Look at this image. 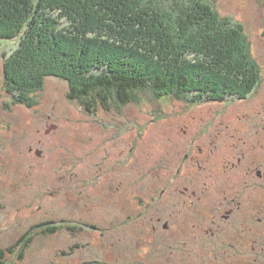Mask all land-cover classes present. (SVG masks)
Segmentation results:
<instances>
[{
	"label": "rangeland",
	"instance_id": "obj_1",
	"mask_svg": "<svg viewBox=\"0 0 264 264\" xmlns=\"http://www.w3.org/2000/svg\"><path fill=\"white\" fill-rule=\"evenodd\" d=\"M204 1L222 17L245 27L261 72L259 89L249 100L195 102L193 98L142 92L128 105L112 102L110 109L97 107L90 113L83 103L70 99L66 81L50 77L32 96L34 102L24 105L10 91L6 76V65L20 41L1 42L0 249L13 247L34 227L47 223L29 234V247L16 249L5 264H264V254L249 250L227 261L220 251L224 250L223 236L208 244L212 246L208 250L217 254L196 258V241L190 243L194 238L188 242L184 237L194 230L195 212L188 207L193 209L192 205L184 198L178 200L172 189L164 200L160 194L164 189L161 177H170L175 186L188 168H194L196 123L221 126L227 113L228 122L248 113L257 116L252 124L264 121V0ZM215 111L216 117L212 115ZM116 177L125 183L123 197L132 200V207V202L129 208L108 205L109 191L104 198L98 192H85L86 182L96 184ZM150 189L154 192L148 195ZM139 195H145V203L151 204L150 216L175 220L176 228L188 221V227L179 231L183 241L174 234L165 245L166 251H172L165 255V248L157 246L160 238L150 243L145 230L151 227L139 224L145 219L140 215L145 208L140 206ZM168 198L170 206L166 205ZM90 200L101 209L88 212ZM134 212L137 216L132 221L129 215ZM92 220L100 229L97 233L87 226ZM54 227L55 232L48 231ZM260 239L263 244L264 236Z\"/></svg>",
	"mask_w": 264,
	"mask_h": 264
},
{
	"label": "trees",
	"instance_id": "obj_2",
	"mask_svg": "<svg viewBox=\"0 0 264 264\" xmlns=\"http://www.w3.org/2000/svg\"><path fill=\"white\" fill-rule=\"evenodd\" d=\"M16 39L6 76L24 105L50 77L66 81L90 113L142 92L245 99L261 81L244 25L204 0H0V44ZM29 234L0 249V264L29 247Z\"/></svg>",
	"mask_w": 264,
	"mask_h": 264
},
{
	"label": "flooded vegetation",
	"instance_id": "obj_3",
	"mask_svg": "<svg viewBox=\"0 0 264 264\" xmlns=\"http://www.w3.org/2000/svg\"><path fill=\"white\" fill-rule=\"evenodd\" d=\"M260 83L251 95L239 100H249L259 89ZM212 115L216 117L217 111ZM225 115V122L221 126L213 123L205 127L206 125L196 123V143H193L194 168H188L182 180H177L173 186L170 177L166 175L161 177L164 189L160 194L163 193V200L172 189V194L176 195L178 200L183 201L184 198V201L189 202L193 207L192 209L188 205L191 211L195 212V223H192L194 230L186 229L189 233H186L184 237L187 241L193 237L190 243L195 244L196 241L195 254L198 259L202 258L201 254H217L216 250H208L212 248L208 244L212 245L213 240L218 236L225 238L226 245L221 243L224 250L220 251L227 261L232 256L244 255L247 250L255 255L264 254V243L262 244L260 239L264 236V121L252 124L257 116L248 113L238 116L236 121L228 122V113ZM258 115L261 114L258 113ZM189 157L190 155L187 154L186 158ZM131 182L135 184L132 179ZM98 183H84L85 192L91 195L98 192L101 198H104L109 191L108 205L119 204L129 208L132 200L130 198L125 200L123 197L126 195V191L123 192L124 182L116 177L103 178ZM134 186L136 188V185ZM127 188L129 190L131 186ZM135 188L132 189L135 190ZM153 192L150 189L148 195ZM144 196H138L140 206L143 205L142 207L145 208L140 214L145 219L139 224L151 227L149 231L145 230L148 238L152 240L150 243L154 242L153 239L160 238L157 246L161 245L165 248V245L172 242L170 239H174V234L183 241L179 231L188 227V221L185 223L181 221L182 228H176L179 226L174 223L175 220L150 216L151 204L145 203L147 198ZM90 201L92 206L89 205L88 212L92 211V208L93 211L96 207L100 208L98 202ZM156 201L155 199V203ZM166 205L170 206L169 198ZM136 216L134 212L132 216L129 215V219L133 221ZM89 222L93 224L87 225L91 232L100 231L96 220ZM168 251L165 248L164 255ZM190 251L188 250L189 254L192 253ZM181 254H185V251L181 250ZM218 260V258L215 259L216 262Z\"/></svg>",
	"mask_w": 264,
	"mask_h": 264
}]
</instances>
